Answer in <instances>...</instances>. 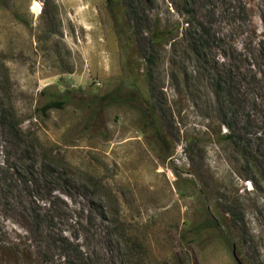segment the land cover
I'll return each instance as SVG.
<instances>
[{
  "label": "rangeland",
  "instance_id": "1",
  "mask_svg": "<svg viewBox=\"0 0 264 264\" xmlns=\"http://www.w3.org/2000/svg\"><path fill=\"white\" fill-rule=\"evenodd\" d=\"M119 2L141 69L142 30L180 23L148 78L162 142L135 108L101 100L133 91L106 0H0V264H264V0ZM192 17L206 66L235 71L228 96L197 74L181 37ZM224 109L254 165L218 141ZM26 150L66 183L47 194L53 176L38 169L33 186Z\"/></svg>",
  "mask_w": 264,
  "mask_h": 264
},
{
  "label": "trees",
  "instance_id": "2",
  "mask_svg": "<svg viewBox=\"0 0 264 264\" xmlns=\"http://www.w3.org/2000/svg\"><path fill=\"white\" fill-rule=\"evenodd\" d=\"M106 7L109 12L110 18L113 21L116 35L119 41V47L123 51V62H122V69L123 73H125V78L123 81H125V84H127L129 87H131L133 91L128 93V96H123L121 88H118L117 91L114 90L113 93H109L107 95H104L101 100L108 99L107 102L112 103H125L128 106H131L132 108H135V110L138 112L140 119L142 121L143 128L147 129L151 132L153 141L162 142L163 137L161 134V129L158 124V113L156 110V107L153 103L152 97L150 96V91L148 89L149 84V76L151 75L150 67L154 63L153 59L156 56V54L159 52V50H165L166 47L172 46L174 42H176L178 38V29L180 28V23H177L172 28H166L161 27L159 23H154L152 27H145V29L142 30V33L140 36H142V39L146 40V56L144 58L145 67L141 69L139 63H137L136 56L133 54L132 47L134 44V40L131 39V34L133 31V25L130 22L125 21H131L127 19L126 10H124L123 6L119 2V0H106ZM185 13L188 15L192 14V11L188 8H185ZM147 17V15H146ZM148 18V17H147ZM159 21V20H155ZM185 20V27L184 31L181 33L182 40H187L189 38V41H191V44H194L197 51H195V59L197 63V74L199 77L202 78V76H205V73L209 75V78L211 80L212 87L217 92H227V96L229 93V84L234 79V69L231 66V64H228V68L221 67L222 69L214 68L210 66H206L207 64V55L204 54V52L201 49H198V47H202L203 44L206 42L207 37V30L201 26L200 23L194 27L192 24L193 21H197L192 17V19ZM184 26V25H182ZM183 29V27H182ZM204 41V43H203ZM224 64H222L223 66ZM142 70V71H140ZM229 83V84H228ZM133 92V93H132ZM226 97V96H225ZM64 101H51L45 104L42 107L43 111L52 109V108H63ZM230 114V111L227 109H224L222 112L223 116V124L225 125L226 132L223 134L219 133V139L218 141H225L228 142L232 147H234L236 150L240 152V155L242 156V161L245 162L246 166H252L256 162V151H253L249 146V141L244 139H241L239 135H235V133L232 131L231 124L229 121H226V117ZM11 129L14 132L15 137L20 134L19 129L17 125L12 122L11 123ZM19 136V135H18ZM240 145V148L237 149L236 146ZM34 152V150H26V153L28 155V159H25L24 166H21L19 169V172L22 176L25 177L26 180L30 181L33 186L36 184L34 183L35 176L42 170L43 175L47 174L50 176H53V180L46 181L42 186L46 188L47 194L51 193L52 191L59 190V187L57 184L59 183H66L65 177L63 173H60L58 168L55 166H52L51 164H45L42 162L41 165H38L34 159H30V153ZM25 157V156H24ZM34 158V157H33ZM245 160V161H244ZM28 162V163H27ZM26 164V165H25ZM24 167V168H23ZM39 172H37V170ZM259 175L261 179L264 181V168H259ZM253 178V177H252ZM254 183H258L257 178H253ZM53 184H55L53 186ZM38 186V185H37ZM53 186V187H52ZM206 227L204 228H217L218 224L213 216L209 215L205 219L204 222ZM201 228H196L194 230V233L196 236L199 235ZM28 258L24 257V260H27Z\"/></svg>",
  "mask_w": 264,
  "mask_h": 264
},
{
  "label": "water",
  "instance_id": "3",
  "mask_svg": "<svg viewBox=\"0 0 264 264\" xmlns=\"http://www.w3.org/2000/svg\"><path fill=\"white\" fill-rule=\"evenodd\" d=\"M233 255H234V252H233ZM236 259V258H235Z\"/></svg>",
  "mask_w": 264,
  "mask_h": 264
},
{
  "label": "bare ground",
  "instance_id": "4",
  "mask_svg": "<svg viewBox=\"0 0 264 264\" xmlns=\"http://www.w3.org/2000/svg\"><path fill=\"white\" fill-rule=\"evenodd\" d=\"M38 5V4H37Z\"/></svg>",
  "mask_w": 264,
  "mask_h": 264
}]
</instances>
